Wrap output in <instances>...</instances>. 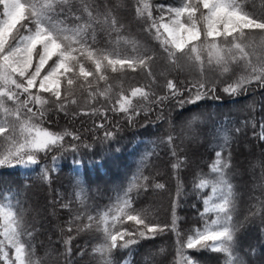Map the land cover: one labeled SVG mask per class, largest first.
Instances as JSON below:
<instances>
[{"label":"snow or ice","instance_id":"6c2138e0","mask_svg":"<svg viewBox=\"0 0 264 264\" xmlns=\"http://www.w3.org/2000/svg\"><path fill=\"white\" fill-rule=\"evenodd\" d=\"M248 3L249 0H178L155 5L157 15L154 16L149 0H134L135 16L145 22V31L159 44L156 52L147 48L141 50L137 41L120 35L123 24L118 19L117 9L124 6V0H116L114 6H109L105 0L102 8L94 5L93 0H0L3 15L0 19V166H36L41 178L50 183L58 161V156L52 153L69 148L76 151V145L65 146V137L74 141L81 138L72 131L55 132L43 127L38 121L50 110L46 106L51 104L68 115V105L77 104L73 98L77 92H86L85 99L89 103L100 96L109 99L112 89L107 83L109 72H135L139 67L154 80L151 62L158 55L173 69L197 71L198 78L183 91L168 80L167 93L151 101L149 96H155L154 92L133 88L130 95L120 93L115 105L105 112L124 113L131 122L133 116L140 114L133 98L160 104L162 108L163 101L183 96L184 92L191 95L179 103L195 104L207 94L215 93L217 79L210 78L207 72L224 77L233 66L239 71L234 79L224 81L226 94L238 95L254 82L264 87V0L259 10L250 11ZM252 8L256 9L255 3ZM97 31L105 33L104 46L97 42ZM121 41L132 46V55L122 54ZM102 81L105 82L103 89L99 87ZM96 111L92 109L93 113ZM198 120L199 117H193L185 129L191 131ZM247 122L257 129L254 117ZM104 135L109 138L113 133L106 131ZM253 135L264 141V121L259 122V130ZM165 142L174 145V133L169 132ZM226 147L225 133L224 143L214 152L210 165L213 178H199L195 184L198 189L210 184L212 198L203 201L201 226L194 227L184 239H181L175 214L181 196L179 181L172 199L171 224L153 223L148 219L147 209L135 206L133 193L139 195L149 187L165 189L163 183H149L151 178L144 175L143 165L113 203L96 213L77 214L68 222L67 231L72 232L75 226L77 233L93 228L101 233L100 242L92 249L98 264H131L124 258L117 262L114 253L130 248L140 239H154L165 231L177 237L175 264H197L187 254L188 250L221 254L225 258L223 264H245L236 251L239 224L233 218L237 196L229 175L231 161L224 155ZM171 154L177 157L172 168L178 170L183 161L177 156L176 147H171ZM45 157H48L47 162ZM82 193L83 189L77 193L78 199ZM254 207L256 211L252 215L259 214L260 208ZM82 220L85 222L75 224ZM128 221L141 227L124 228ZM0 237H3L0 239L2 264H43L30 239L32 231L25 222L20 200L11 193L4 194L0 200ZM72 239L69 236L64 241L65 253L71 252Z\"/></svg>","mask_w":264,"mask_h":264},{"label":"trees","instance_id":"16d2710c","mask_svg":"<svg viewBox=\"0 0 264 264\" xmlns=\"http://www.w3.org/2000/svg\"><path fill=\"white\" fill-rule=\"evenodd\" d=\"M93 2L102 8L105 0ZM177 2L149 0L154 16L157 15L155 5ZM261 2L249 0L246 6L250 11L259 10ZM108 3L114 6L116 0H108ZM252 3H255L256 9L252 8ZM133 4L134 0H124V6L117 9L118 19L123 24L120 35L137 41L141 50L147 48L158 52V42L145 31V22L135 16ZM105 41V33L97 31L98 44L104 46ZM131 47L121 41L122 54L132 55ZM151 71L154 80L139 67L135 72H109L107 83L112 85L109 99L100 96L89 103L85 99L86 92H77L73 97L77 104L68 105V115L57 111L51 104L46 106L50 110L38 122L50 131L68 130L79 135V141L71 137L64 140L65 146L76 145V151L69 148L52 153L58 156V161L56 170L51 173L50 183L41 178L36 166H0V200L8 193L19 198L25 222L32 231L30 239L43 264H98L92 249L100 242L101 233L94 228L77 233L75 226L72 232H68V222L77 214L106 209L117 194L127 188L138 168L143 165L144 175L151 178L149 183H163L165 189L149 187L146 192L141 190L139 195L133 193L136 196L135 206L147 209L148 219L153 223L171 224L172 199L179 181L181 196L175 214L181 239H184L194 227L201 226L203 201L212 198V190L210 184L200 189L195 184L199 178H213L210 165L215 158L214 152L224 143L226 133L224 155L231 161L229 175L237 196L233 218L239 224L236 251L245 264H264V141L253 135L254 131L259 130V122L264 121V87L254 82L238 95L226 94L223 91L224 81L234 79L239 71L233 66L232 71L224 77L218 78L217 73L207 72L210 78L217 79L215 93L207 94L195 104L179 103L191 95L184 92L183 96L163 101L162 108L160 104L133 98V104L139 105L140 114L133 116L131 122L124 113L113 110L105 112L115 105L120 93L130 95L133 88L142 87L145 91L154 92L155 96H149L151 101L167 93L168 80L183 91L199 76L195 70L173 69L159 55L151 62ZM104 86L105 82H100L99 87L103 89ZM192 91L195 92V89ZM92 109L97 111L93 113ZM72 112L76 114L72 115ZM193 117H199V120L188 131L185 125ZM253 117L257 122L255 130L247 122ZM100 124L104 127L100 128ZM106 131L112 132L113 136L106 138ZM169 132L175 135L172 146L165 142ZM84 144L90 147L85 148ZM171 147H176L177 156L183 161L178 170L172 168L177 157L172 156ZM44 159L48 161V157ZM81 189L83 193L78 199L77 193ZM64 204L68 207H62ZM254 206L260 208L257 215H252L256 211ZM84 222L76 221L75 224ZM123 227L141 226L128 221ZM69 236L73 237L71 252L65 253L64 241ZM176 239L175 233L165 231L154 239H140L130 248L118 250L114 258L117 262L122 258L127 259L131 264H175ZM161 249L164 251L161 252ZM187 254L197 264H223L225 259L221 254L206 250H188Z\"/></svg>","mask_w":264,"mask_h":264},{"label":"rangeland","instance_id":"374dc122","mask_svg":"<svg viewBox=\"0 0 264 264\" xmlns=\"http://www.w3.org/2000/svg\"><path fill=\"white\" fill-rule=\"evenodd\" d=\"M0 19H3V17H2V18H0ZM2 239H3V237H2Z\"/></svg>","mask_w":264,"mask_h":264}]
</instances>
